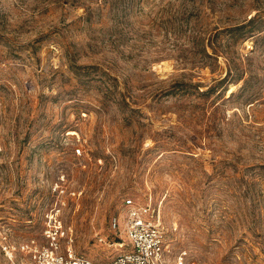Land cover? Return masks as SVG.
Returning <instances> with one entry per match:
<instances>
[{
	"label": "rangeland",
	"instance_id": "obj_1",
	"mask_svg": "<svg viewBox=\"0 0 264 264\" xmlns=\"http://www.w3.org/2000/svg\"><path fill=\"white\" fill-rule=\"evenodd\" d=\"M127 195L264 264V0H0V228L110 262Z\"/></svg>",
	"mask_w": 264,
	"mask_h": 264
},
{
	"label": "built area",
	"instance_id": "obj_2",
	"mask_svg": "<svg viewBox=\"0 0 264 264\" xmlns=\"http://www.w3.org/2000/svg\"><path fill=\"white\" fill-rule=\"evenodd\" d=\"M75 151L81 154L82 148L77 147ZM112 225L114 228L122 227L126 239L118 242L121 251L110 262L77 254L71 245L63 249L61 221L45 228L44 242L36 238L13 242L10 235L0 228V247L12 264H207L189 259L173 249L161 210L151 199L125 196L122 217H114Z\"/></svg>",
	"mask_w": 264,
	"mask_h": 264
}]
</instances>
